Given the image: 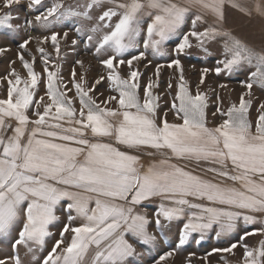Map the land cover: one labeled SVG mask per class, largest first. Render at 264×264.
Wrapping results in <instances>:
<instances>
[{
  "label": "snow or ice",
  "instance_id": "1",
  "mask_svg": "<svg viewBox=\"0 0 264 264\" xmlns=\"http://www.w3.org/2000/svg\"><path fill=\"white\" fill-rule=\"evenodd\" d=\"M226 2L237 7L232 0H185L183 6L173 0H88L80 6L83 11L72 7L60 11L63 7L60 3L45 7L43 0H26L25 7L21 8L25 0H0V29L12 32L21 28L25 31L48 30L68 17L91 20L93 8L105 3L113 5L98 16L95 26L88 29L91 34L87 39L93 41L94 34L102 28L109 30L95 43L93 55L107 57L100 63L108 70L110 90L118 93V96L109 95L107 100L97 103L89 96L95 85L84 89L81 83H74L80 103L77 111L67 92L59 90L57 72L48 70L44 48L37 47L47 74V101L43 96L34 101L40 76L24 54L18 53L27 79L22 81L13 70L9 75L14 80H8L7 96L0 98V240L7 239L17 224H21L17 237L10 241L12 249L24 246L28 252H33L31 245L43 248L49 226L58 219L57 206L67 201L63 207L68 213V223L64 224L61 238L42 264H88L86 256L90 251L93 253L90 264H131L130 258L137 254L134 243L152 245L158 239L148 231V219L135 209L142 201L153 197L166 201L154 212L157 229L164 227L161 218L169 224L187 218L180 229L177 247L184 245L192 233H200L202 237L214 223L220 224L219 236L230 231L241 215L246 223H253L254 217L246 213H264V103L258 109L254 131L248 117L251 101H246L244 94H241L238 106L233 104L226 112L217 108L213 115L219 112L226 118L216 127L209 128L205 122V95L199 91V85L195 95L190 93L181 62L174 59L168 67L174 65L180 72V82L170 110L182 123L170 124L166 119L158 122V98L153 97L151 91L153 81L149 78L144 85L141 102L139 73L132 69L133 61L144 57L148 49L153 55H164L163 45L173 37L176 38L173 51L177 56L192 47L191 38L201 48L205 42L222 38L224 59L217 64L223 68L216 67V75L224 71L231 73L247 65L255 70L249 73L247 82H240L242 86L249 90V95L254 83L264 87V51H257L219 26L225 19ZM193 6L211 13L218 23L197 31V24L204 20L199 13L189 17ZM256 10L261 11L259 6ZM22 13L23 23L14 25L12 21L19 20ZM114 17L117 19L113 23ZM188 19L191 29L185 32L182 26ZM145 24V51L123 59L125 51L137 47V37ZM82 31L83 28H76L77 34ZM57 36L53 31L50 37L35 39L37 45L50 39L59 56ZM67 36L64 32V37ZM32 39L29 35L18 48L31 55L27 46ZM72 43L75 45L77 41ZM4 51L7 49L0 48V52ZM76 63L83 67V61ZM125 63L129 66L126 79L116 71ZM162 66L157 65V75ZM209 71L207 68L202 70L200 84L204 83ZM72 75L75 78V71ZM80 79L83 80V75ZM104 79L101 76L95 84H101ZM22 83L24 86L19 87ZM219 86L226 87L224 84ZM112 101L118 108L107 107ZM33 105L36 110H32ZM40 107H43L42 112ZM29 112L35 119L30 118ZM164 115L166 117L167 112ZM98 138H114L116 144L129 149H155L163 158L142 171L138 156L100 142ZM173 159L183 163H172ZM197 168L202 173H211V179L197 174ZM237 184L239 187L235 186ZM193 200L204 203H193ZM77 219L81 221L79 226H72ZM68 232L72 234L71 240L58 252ZM248 234L251 233H245ZM236 246L232 244L214 251L230 252ZM171 255L172 251L160 255L156 264ZM262 258L264 242L255 251L245 247L244 264H264ZM12 259L15 264H21L19 255ZM0 264L5 261L0 260Z\"/></svg>",
  "mask_w": 264,
  "mask_h": 264
},
{
  "label": "rangeland",
  "instance_id": "2",
  "mask_svg": "<svg viewBox=\"0 0 264 264\" xmlns=\"http://www.w3.org/2000/svg\"><path fill=\"white\" fill-rule=\"evenodd\" d=\"M88 0H43L45 7H50L54 3H60L63 7L60 11H64L65 8L72 7L78 11H83L84 5ZM118 2H127V0H118ZM145 2V0H141ZM177 4L185 5V0H173ZM26 5L22 4L20 7L23 8ZM113 7L111 4H103L101 7L93 8L90 15L91 20H84L79 17H68L59 24H54L52 28L48 30L37 29L35 31H25L21 28L18 32H12L9 29H0V48L7 49V51L0 52V98H6L8 80H14L13 76L9 74L14 70L22 81L27 79V71L23 68L20 60L18 59V53L24 54V58L33 65V70L40 76L37 88L34 90V101L39 100L41 96L47 101L46 96V80L47 74L44 71L45 65L43 63L42 54L37 51V47H42L45 50V54L48 58V70L56 71L57 78L56 83L60 91H66L68 98L73 100V106L79 111L80 103L76 93V89L73 87L74 83H81L84 89L92 88L95 85L93 91L89 92V96L97 101V103L107 100L109 95L118 96V93L111 91L109 83L107 81L108 70L104 69L100 63L101 59L107 58L105 55L99 57L93 55L95 52V43L103 34V32L109 31L103 29L95 35V39L91 42L88 41L87 36L91 33L88 29L97 24V18L104 10ZM43 10V9H41ZM148 11V9H144ZM197 13L203 16V23L197 24V31H203L209 24L218 23L216 18L209 12L204 11L196 6L190 8L189 17H194ZM246 17V16H245ZM28 18H31L29 15ZM238 15H225L224 22L219 26L224 30L230 31L233 36L234 33L238 34L239 24H253L255 23L250 18H243L240 20ZM117 18H113V23ZM147 20L148 17H145ZM24 14L20 15L19 20H13L12 23H23ZM81 27L83 31L77 34L76 28ZM102 27V26H101ZM191 29V20L188 19L185 25L182 26L183 31H189ZM246 26L242 29V35H246ZM233 30V31H231ZM55 31L58 36L59 42V56L54 50L52 41L49 39L42 45H37L36 37L42 38L43 36H51L52 32ZM64 32L68 33V36L64 37ZM31 35L33 39L27 46V52L18 48V44L27 39ZM238 37V36H236ZM243 37V36H242ZM146 38V24L141 30L140 35L137 37V47L130 48L125 51L123 59L127 60L131 58L132 53H139L145 51L143 47V40ZM242 39L241 37H238ZM76 40L77 43L73 45L72 41ZM247 43L245 38L242 39ZM176 38L173 37L169 41H166L163 45L164 55H153L151 49L146 51V55L140 60H134L132 69L139 73L140 90L139 94L141 102H143V87L149 81V78L153 81V88L151 89L153 97L158 98L156 103L157 107V121L160 119H166L168 123H182L177 120L175 114L170 110L174 97L177 92V86L180 82V72H178L173 65L168 67L174 59H179L183 68V76L186 85L192 95L197 92V85H199V91L202 92L206 97L205 108V122L209 128L216 127L226 117L221 116L219 112L214 116L213 113L219 108L222 112H226L229 107L233 104L239 105V99L241 94H244L246 101H251L249 108L248 117L253 123V131L255 125V119L259 115L258 109L262 103H264V87L259 84H253L251 93L249 90L244 88L241 81L247 82L248 75L254 68H249L247 65H243L237 69H234L231 73L227 71L221 72L219 76L216 75L214 69L216 67L223 68V65H218L217 61L224 59L223 55V39L218 38L216 41H208L204 43L203 48L198 46L197 41L191 38L192 47L186 49L184 54L177 56L173 51ZM88 45L86 48L85 45ZM252 45V44H251ZM257 51L258 47L254 46ZM33 58L34 62H33ZM119 59V58H118ZM83 61V67L77 64L76 61ZM115 63V61H114ZM157 65H163L160 67L159 75L156 73ZM204 68L210 71L205 74V80L203 84H200V76ZM129 66L125 63L119 65L116 69L122 78H127ZM75 71L76 76L73 77L72 73ZM83 75V80L80 79ZM103 76L105 79L101 84L96 85L95 81ZM7 77L8 79H5ZM171 84V88H169ZM224 84L226 87L221 88L219 85ZM23 83L19 87H23ZM70 89V91H68ZM179 103L178 101L176 102ZM104 106V105H101ZM109 108H118L115 101H112L107 105ZM35 105H33V109ZM39 111H43V107L39 108ZM167 116L165 117V113ZM31 119L35 117L31 116ZM119 119V118H117ZM10 123L15 126V122ZM29 129L32 125L29 124ZM11 134L10 132L8 133ZM89 138H91L89 134ZM100 142L110 143L114 147L121 151H125L128 154L136 155L139 159V166L143 171L153 162L159 161L163 157L160 153L156 152L155 149L148 147H139L135 149H129L123 145L115 143L114 138H98ZM149 153H153L150 155ZM172 163H183L178 162L175 159L171 160ZM191 170V166H190ZM197 174L205 176V178L211 179V173H202L199 168L196 169ZM228 183H232L228 181ZM239 187V185H235ZM191 199V198H190ZM166 201H162L161 197H153L149 200L142 201L140 205H136L135 209L141 215H144L148 219V231L158 237L157 241L152 245H140L134 243L136 247V255L130 258L131 264H156L159 260V256L172 251L173 255L169 256L166 260L160 261V264H244L243 253L245 247L249 250L255 251L262 247L264 242V213L260 212H248L247 215L254 217L253 223H246L241 215L233 225L230 231L222 232L221 235L217 236V232L220 231V224L214 223L211 228L207 229L203 236L200 233H192L189 238L185 241V244L177 247L179 241V232L183 227V224L187 222L186 217H182L180 220H174L170 224L167 221H163L161 218L162 227L157 229L155 225V210L158 209L159 205ZM193 203H204L202 201L193 200ZM68 203L62 201L57 206L56 215L58 219L49 226V235L45 238L43 248L39 245H31L34 249L33 252H28L24 246H18L16 250L11 247L10 241L17 237V232L21 224H17L16 228L12 231L7 239L0 240V260H4L5 264H15L12 259L14 255H19L21 264H42L44 257L47 256L48 252L51 251L55 242L60 239V232L63 229L65 223H68V213L64 211L63 205ZM186 211H198L197 209H186ZM240 211V210H235ZM75 216V213H72ZM81 221L79 219L72 222V226H79ZM245 233H251L245 235ZM71 232L65 233V242L61 244L59 252L62 248L67 246V243L71 240ZM241 237H243L241 239ZM130 242H133L130 239ZM232 244H236L235 248H232L230 252L226 251H214V249H226L231 247ZM92 251L86 256V261L90 264ZM35 256V259H33ZM264 261V258H262Z\"/></svg>",
  "mask_w": 264,
  "mask_h": 264
},
{
  "label": "crops",
  "instance_id": "3",
  "mask_svg": "<svg viewBox=\"0 0 264 264\" xmlns=\"http://www.w3.org/2000/svg\"><path fill=\"white\" fill-rule=\"evenodd\" d=\"M232 3L237 7H233L231 3L226 2L224 15H238V17H241L240 20L247 17L255 22L253 24H239L237 27L240 31H238V34H234L242 39L244 37L250 47L255 48L254 46H256L258 50L264 51V0H232ZM257 6L261 9L260 12L256 10ZM244 26H246V35H242Z\"/></svg>",
  "mask_w": 264,
  "mask_h": 264
}]
</instances>
